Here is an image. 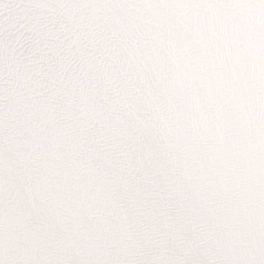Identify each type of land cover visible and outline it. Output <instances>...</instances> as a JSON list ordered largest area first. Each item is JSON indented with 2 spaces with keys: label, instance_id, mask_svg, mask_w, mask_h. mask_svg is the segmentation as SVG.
Masks as SVG:
<instances>
[{
  "label": "clouds",
  "instance_id": "9594fccd",
  "mask_svg": "<svg viewBox=\"0 0 264 264\" xmlns=\"http://www.w3.org/2000/svg\"><path fill=\"white\" fill-rule=\"evenodd\" d=\"M0 264H264V0H0Z\"/></svg>",
  "mask_w": 264,
  "mask_h": 264
}]
</instances>
